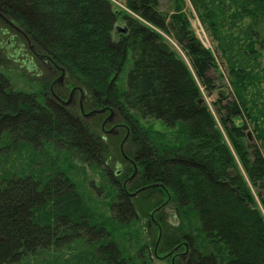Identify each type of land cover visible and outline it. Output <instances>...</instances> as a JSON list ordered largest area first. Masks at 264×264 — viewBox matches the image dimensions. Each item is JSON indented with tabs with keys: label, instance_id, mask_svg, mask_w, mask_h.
<instances>
[{
	"label": "trees",
	"instance_id": "trees-1",
	"mask_svg": "<svg viewBox=\"0 0 264 264\" xmlns=\"http://www.w3.org/2000/svg\"><path fill=\"white\" fill-rule=\"evenodd\" d=\"M191 1L204 10L201 16L216 39L214 18L223 14L226 3L232 9L231 25L248 18L237 43L227 49L218 43L232 97L214 103L228 143L206 104H197L201 93L195 78L209 91L214 87L209 72L217 63L182 15L174 13L168 20L157 0H125L141 19L173 32L195 77L159 32L114 9L109 0H0L5 18L0 16V22L15 29L17 51L42 54L48 70L63 71L66 84L86 92L85 112L105 109V114L90 115L93 129L78 110L42 104L40 93L13 90L0 73V157L49 143L107 169L113 144L127 174L132 165L120 153L123 134L122 152L136 158L138 166L127 189L142 188L132 198L115 177L109 179L113 215L108 226L55 166L44 175L38 168L0 170V264H28L30 257L82 238L93 246L99 264H136L122 254L112 233L138 219L142 204L146 225L156 232L152 251L157 258L170 264H264V215L248 184L264 210V0ZM119 17L124 33L115 29ZM127 60L131 64L121 89ZM111 113L114 119L106 127L118 125L119 134H107L108 143L100 126L103 115L108 120ZM143 119L161 122L174 139ZM142 264L149 263L144 259Z\"/></svg>",
	"mask_w": 264,
	"mask_h": 264
},
{
	"label": "rangeland",
	"instance_id": "rangeland-1",
	"mask_svg": "<svg viewBox=\"0 0 264 264\" xmlns=\"http://www.w3.org/2000/svg\"><path fill=\"white\" fill-rule=\"evenodd\" d=\"M112 6L116 10L125 11L127 14L137 18L141 22L153 27L157 32H159L166 43L175 50L176 54L184 60L192 75L195 77L194 71L189 62V58L186 51L180 46L174 37L173 32L165 33L150 23L141 19L138 15L133 13L131 10L127 9L125 5V0H109ZM157 9L164 14H166L167 19L170 20V15L178 13L183 16L188 22V29L194 34L196 39L200 44L208 49L217 63L216 69H211L209 74L213 79L214 87L209 91L203 87L199 80L195 78L200 93L201 98L205 101V104L212 116L214 117L218 127L223 132L224 138L228 143L226 135L224 134L223 128L219 121V114L216 112L215 103L220 97L223 98L222 103L226 100L231 99V86L229 85V79L226 70L225 56L221 55V47L227 49L230 44L238 41V38L242 37V29L246 26L248 18L241 21H237L235 25H231L233 18L230 16L232 9L225 7L227 3L223 6V14L215 16L216 21V32L219 38L216 39L212 28L209 27V21L202 15L204 12L202 8H197L194 6L191 0H157ZM125 27L124 21L121 17L117 19L116 28ZM7 26L0 22V73L3 74L10 82L13 90L24 91L26 93H36L39 94L42 90L46 89L48 91V83L50 82V75H48L47 70H45L44 64L39 63L38 69H28V65L22 63V57L20 55L10 56L7 54V49L5 47V41H7L8 36L2 33V30L6 29ZM115 28V29H116ZM11 33V34H10ZM8 34L13 35L14 32L10 31ZM18 36V35H17ZM220 43V48L218 46ZM14 45L17 46L16 42ZM10 47V51L14 52L16 49ZM129 60V59H128ZM125 63L122 73L120 74L119 86L121 89L125 88V79L130 67L131 61ZM264 61V51L261 58ZM28 64V63H26ZM43 69L45 71L44 76H38L37 73ZM56 72L55 76L58 79L60 74ZM48 80V81H47ZM65 78L63 80V85ZM261 87H264V82L261 83ZM38 96V95H37ZM38 99L42 101L41 96ZM66 100V99H65ZM77 105V104H76ZM76 105H71L69 108L75 112L78 110ZM82 117V115H80ZM84 121L89 124L92 128L95 127V120L88 118H83ZM240 121L239 119L237 120ZM142 123L144 125H150L154 129L162 131L165 133L168 139L173 140V132L168 128L164 127L161 122L152 119H143ZM249 124V123H248ZM94 129V128H93ZM251 126L249 125V130ZM119 133V131H118ZM108 135L104 136L107 139ZM123 136V134H122ZM121 136V137H122ZM252 136V134H251ZM121 137L119 140H121ZM253 137V136H252ZM251 137V138H252ZM106 141V140H105ZM109 143V142H108ZM111 151L105 160L110 165L109 168L105 169L104 164H99L98 166H91L86 162H83L76 157V155L66 151L65 149H56L52 144H46L42 149H29L28 147H21L20 150L9 153L8 155H2L0 157V170H9L13 172L27 173L31 169H39L43 174H47L50 171V165L55 166V168L63 171V173L69 177V179L75 184L77 191L82 195L85 202L89 206V209L94 212V216L99 221H107L109 217L113 215L110 210L109 203L112 200V189L111 182H109L108 171H116L117 169L123 168L126 170V165L123 163L120 155L114 149V145L111 146ZM112 160H111V159ZM113 161V164H111ZM120 164L117 167L116 163ZM44 171V172H43ZM252 193L255 196L258 207L260 208L262 214L264 215V210L259 204L258 198L256 197V190L248 181ZM135 201V198L133 199ZM137 202V201H136ZM141 212L138 215L139 218L131 222L128 226L118 227L112 233L114 240L118 243L122 254L133 260L136 264H142L145 259V263L149 264H170L167 259H161L155 257L152 251V238L156 235V232H152L147 227V216L144 215L145 207L141 205ZM143 212V213H142ZM166 213V212H165ZM167 215V214H166ZM166 219H172L167 215ZM110 226V221L106 222ZM88 241L82 238L81 241H74L68 247L63 248H51L49 251L43 252L36 256L30 257L28 264H99L98 260L93 256V246L88 245ZM144 246V247H143ZM143 247V248H142ZM162 255V254H159Z\"/></svg>",
	"mask_w": 264,
	"mask_h": 264
},
{
	"label": "flooded vegetation",
	"instance_id": "flooded-vegetation-1",
	"mask_svg": "<svg viewBox=\"0 0 264 264\" xmlns=\"http://www.w3.org/2000/svg\"><path fill=\"white\" fill-rule=\"evenodd\" d=\"M10 27V26H9ZM9 27H7L6 29L2 30V33L4 35L8 36L7 39V48L10 47H14L16 45H14L15 41H14V35L9 36L8 34L10 33V31L14 32L15 29H10ZM32 46L31 44H29V49L30 51H32ZM14 49H16V51L14 52H6L7 54H9L10 56H15V55H20L22 57V63L24 65H28L27 68L28 69H33V70H37L38 69V64H44L45 70H47L48 75H50V82L48 83V91H46V89L42 90L40 92V96L42 98V101H40L42 104L43 103H47L48 101L53 105H59L61 107L67 108V107H72L71 105H76L78 107V112L82 115V119L83 118H88L90 116H85V112L84 111V107H83V103L86 101V92L83 91L81 88L77 87V86H73V85H69V84H65L63 85V80L65 77L64 72L62 71L60 73L59 78L57 79L55 74L56 72H53L52 69L48 70V65L50 64L48 62V60L43 57L42 54H34V53H29V52H19L17 51L19 49L18 46H16ZM28 63V64H26ZM45 71H43V69H40V71H38L37 75L38 76H44ZM48 81V80H47ZM38 95V94H36ZM66 99V100H65ZM103 109V108H102ZM105 114V109H103V111H101ZM108 120H106V115H103V119L101 122V126H100V135L101 138H105L104 136H106L109 133L112 134H119L118 133V125L116 126V124L114 125H109L108 127H106V124L108 125L109 122L113 121V114H109ZM127 136L119 143L120 146V153L122 155V157L127 160L131 165H132V171L130 173H127L123 170V168L117 169L116 171H108V173L110 174V177H115V182L118 183L119 185H121V187L124 189L125 194L129 197H135L136 195L130 196L127 192H134V191H129L127 189V185H129L131 183V181L134 179V177L138 174V166L136 164V158H129L127 156H125L122 152V142H125L127 139ZM117 167L120 166V164H116ZM132 176L131 179H129V177ZM119 178L118 180H116V178ZM143 187H147L146 185ZM127 189V190H126ZM140 189V188H139ZM138 190V189H136ZM135 190V191H136ZM182 256V254L179 255V257Z\"/></svg>",
	"mask_w": 264,
	"mask_h": 264
},
{
	"label": "water",
	"instance_id": "water-1",
	"mask_svg": "<svg viewBox=\"0 0 264 264\" xmlns=\"http://www.w3.org/2000/svg\"><path fill=\"white\" fill-rule=\"evenodd\" d=\"M1 16V15H0ZM2 17V16H1ZM3 18V17H2ZM3 19H5V18H3ZM6 22L8 23V24H10L11 25V23L9 22V21H7L6 20ZM116 31L117 32H120V33H124V32H126V28L125 27H122V28H116ZM197 104L198 105H201V106H204L205 105V101L203 100V98H199L198 100H197ZM99 111H103V109H100V110H91V111H89V112H87V113H85V116H90V115H92L93 113H97V112H99ZM247 135H248V137L250 138V133L248 132L247 133ZM132 176H133V174L129 177V179H131L132 178ZM157 185V184H156ZM156 185H153V186H156ZM144 188H146V187H144ZM142 190V188H140V189H138V190H136V191H134V192H127L130 196H133V195H136L139 191H141Z\"/></svg>",
	"mask_w": 264,
	"mask_h": 264
}]
</instances>
